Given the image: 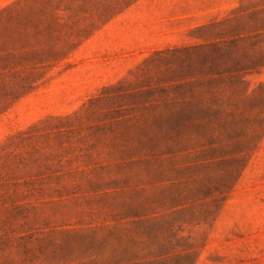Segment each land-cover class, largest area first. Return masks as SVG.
Listing matches in <instances>:
<instances>
[{
	"label": "rangeland",
	"instance_id": "obj_1",
	"mask_svg": "<svg viewBox=\"0 0 264 264\" xmlns=\"http://www.w3.org/2000/svg\"><path fill=\"white\" fill-rule=\"evenodd\" d=\"M0 264H264V0H0Z\"/></svg>",
	"mask_w": 264,
	"mask_h": 264
}]
</instances>
